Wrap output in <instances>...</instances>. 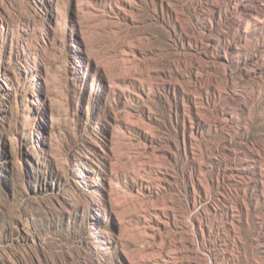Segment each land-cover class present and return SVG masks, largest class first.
Listing matches in <instances>:
<instances>
[{
  "label": "rangeland",
  "instance_id": "374dc122",
  "mask_svg": "<svg viewBox=\"0 0 264 264\" xmlns=\"http://www.w3.org/2000/svg\"><path fill=\"white\" fill-rule=\"evenodd\" d=\"M0 264H264V0H0Z\"/></svg>",
  "mask_w": 264,
  "mask_h": 264
}]
</instances>
